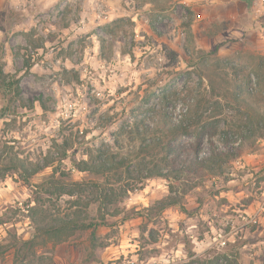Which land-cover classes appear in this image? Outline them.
I'll return each mask as SVG.
<instances>
[{
	"label": "rangeland",
	"instance_id": "rangeland-1",
	"mask_svg": "<svg viewBox=\"0 0 264 264\" xmlns=\"http://www.w3.org/2000/svg\"><path fill=\"white\" fill-rule=\"evenodd\" d=\"M262 3L238 35L233 11L184 0H0V66L19 91L9 104L0 91V264H264V101L256 114L233 92L264 97ZM186 108L191 132L172 148L227 155L200 177L145 179L147 160L128 154L147 119ZM124 157L107 176L70 161ZM74 210L95 246L92 228L44 233Z\"/></svg>",
	"mask_w": 264,
	"mask_h": 264
},
{
	"label": "trees",
	"instance_id": "trees-1",
	"mask_svg": "<svg viewBox=\"0 0 264 264\" xmlns=\"http://www.w3.org/2000/svg\"><path fill=\"white\" fill-rule=\"evenodd\" d=\"M29 67L30 66L28 64L27 68L29 69ZM13 77V74H5L2 67L0 66V91L4 97L6 95H10V93H13L12 97L14 95H19V91L17 88L18 80L14 79ZM207 87L210 94H215V92L218 91V87L216 86V82L213 80V78L207 77ZM233 92L235 93L236 97L242 98V103L246 108L256 111V114H258L257 101H264V97L256 98L252 94H250L248 90H245L238 84H234ZM12 97L7 98L6 96L5 99L8 104L10 99L12 100ZM5 109H7V106L5 107ZM191 118V110L189 108H186V110L183 112V118L181 120L176 119L175 121H172L165 113L160 114V119H147L146 125L142 129L143 134L141 135V142L137 147H132L131 151L128 154L131 157L145 158L147 160L150 166L145 170V179L161 178L169 181L172 178L177 181L182 177L185 180L189 179L190 176L200 177L203 175L206 169L211 170V168H213L218 161H221L222 158L227 155L228 152H222L216 149H212L208 156H200L198 152L195 151L176 152V150L172 148L171 142L174 139H176L180 135L187 136L190 134V127L193 123ZM259 118L262 119V122H264L263 115H260ZM201 133L203 132L200 131L199 136ZM123 159H125V157L120 158L118 162H115L111 158H98L96 160L93 158H88L85 160L70 161L72 163V166L79 172L107 176L108 174L116 172L117 169L121 167ZM8 163L20 169L24 173H29V170L22 160L15 158ZM175 164L178 165V168H175ZM35 172L36 170H32L31 173ZM83 185L84 183L81 181L71 180L68 184V186L78 191H82ZM94 186L95 191H97L98 193V206H107L112 203L113 197H115L113 190L108 193L107 187H102L99 184H94ZM172 189L173 188L170 186V192H173ZM67 193L69 196H72L71 192ZM80 203L81 201L76 199L72 202V206H87L86 203L83 205ZM175 204H178L177 198L168 196L162 201L161 206H171ZM73 215L75 216L72 218H60L58 220H54V222L56 223L45 228L44 233L51 238L59 239L62 236L71 235L75 230H86L92 228L90 235L92 245L95 246L93 241V238L95 237V231L93 230L95 228L94 225L81 222V220H79V213L77 214L75 210L73 212ZM101 219H103V217ZM26 243L27 241L23 244ZM195 262H198L199 264H214L215 260H212V258L205 256L203 258L195 260ZM183 264H193V262H187ZM229 264H231V262H229Z\"/></svg>",
	"mask_w": 264,
	"mask_h": 264
},
{
	"label": "crops",
	"instance_id": "crops-1",
	"mask_svg": "<svg viewBox=\"0 0 264 264\" xmlns=\"http://www.w3.org/2000/svg\"><path fill=\"white\" fill-rule=\"evenodd\" d=\"M187 3H190V5H192L193 7H198V5L200 7L203 8V12L205 10H207L208 8L211 9L212 7H216L218 6V8L221 10L222 8L224 9V11H233L234 12V17L235 19H237V23H236V27L241 29H237L236 30V34L238 35H242V31L244 29V27L241 25V21L242 19H246V17L250 16V23L253 24V20L256 19L257 16V12H259L261 10V6L263 5L262 1L264 0H254L252 1V5L255 6V8L253 9V13L250 11V8L247 5V2L245 0H184ZM232 8L234 10H232ZM229 9V10H228ZM202 15V16H201ZM200 18L201 17H206L208 16V14H200L199 15ZM231 16V15H230ZM229 16V17H230ZM240 20V22H239ZM256 22V20H255ZM257 24V23H256ZM255 25V24H254Z\"/></svg>",
	"mask_w": 264,
	"mask_h": 264
}]
</instances>
